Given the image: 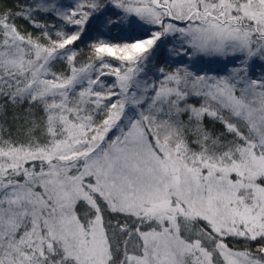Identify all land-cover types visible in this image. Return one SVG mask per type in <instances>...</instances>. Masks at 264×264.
Wrapping results in <instances>:
<instances>
[{
    "label": "snow or ice",
    "instance_id": "6c2138e0",
    "mask_svg": "<svg viewBox=\"0 0 264 264\" xmlns=\"http://www.w3.org/2000/svg\"><path fill=\"white\" fill-rule=\"evenodd\" d=\"M0 101V264H264V0L0 2Z\"/></svg>",
    "mask_w": 264,
    "mask_h": 264
},
{
    "label": "trees",
    "instance_id": "16d2710c",
    "mask_svg": "<svg viewBox=\"0 0 264 264\" xmlns=\"http://www.w3.org/2000/svg\"><path fill=\"white\" fill-rule=\"evenodd\" d=\"M0 2H2L5 6H7L8 8H14L17 4L23 5L25 3L28 2V0H0ZM42 19H44L42 17ZM17 24L21 26L22 30H28V31H32V27L31 25H29L26 21L24 20H17ZM95 35V34H93ZM133 35H138V33H134ZM105 38H109V39H114L115 41L118 42H122L124 39H131L132 36H128V35H118V30L117 29H112L111 33H106L105 34ZM90 37H85V44L83 45H79V47H83L85 52L87 51V42L89 41ZM171 44V40L169 39L168 43L163 45L159 55L155 61V66L153 67L152 64L149 65V71H148V77H150L151 79H160V74L158 73L157 69L160 66H164L166 67L168 70H172L177 66V61L176 58L172 57L169 59H165V57H167V47L170 46ZM225 63H227L229 66H231V62L230 61H225ZM257 68H260L257 65ZM56 70L57 71H62L63 68L61 67V65H57L56 66ZM259 71V69H258ZM109 80V82H111V77L107 78ZM192 103H197V101L192 100L190 101ZM0 103H2V101H0ZM22 108H27V104H24L21 106ZM11 108H9V116L11 115ZM185 119H187V117H184ZM205 123L209 126V127H214L215 130H222V125L212 122L209 118H205ZM9 126L12 129L13 134L16 133V127L15 125H13L11 123V121H9ZM230 245H236V247L238 248H242L243 247V241L237 243L235 240L229 238V240L227 241Z\"/></svg>",
    "mask_w": 264,
    "mask_h": 264
},
{
    "label": "rangeland",
    "instance_id": "374dc122",
    "mask_svg": "<svg viewBox=\"0 0 264 264\" xmlns=\"http://www.w3.org/2000/svg\"><path fill=\"white\" fill-rule=\"evenodd\" d=\"M197 63L200 65L208 64L209 66L215 67L217 64L222 63V61H220L219 58L213 59V58H209V57H198ZM223 63H225V61H223ZM257 65L259 67H261L260 62L258 60L253 65V69H252V75L254 77L256 75H258V73H259L258 69H260V68H257Z\"/></svg>",
    "mask_w": 264,
    "mask_h": 264
}]
</instances>
